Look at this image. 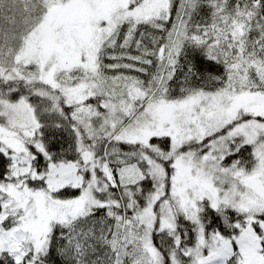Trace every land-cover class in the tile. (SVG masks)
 Instances as JSON below:
<instances>
[{
  "label": "snow or ice",
  "instance_id": "1",
  "mask_svg": "<svg viewBox=\"0 0 264 264\" xmlns=\"http://www.w3.org/2000/svg\"><path fill=\"white\" fill-rule=\"evenodd\" d=\"M0 264H264V0H0Z\"/></svg>",
  "mask_w": 264,
  "mask_h": 264
}]
</instances>
